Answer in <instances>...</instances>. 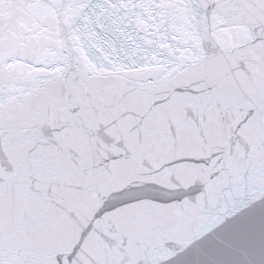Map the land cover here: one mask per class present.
<instances>
[{
  "label": "snow or ice",
  "instance_id": "obj_1",
  "mask_svg": "<svg viewBox=\"0 0 264 264\" xmlns=\"http://www.w3.org/2000/svg\"><path fill=\"white\" fill-rule=\"evenodd\" d=\"M0 264H264V0H0Z\"/></svg>",
  "mask_w": 264,
  "mask_h": 264
}]
</instances>
